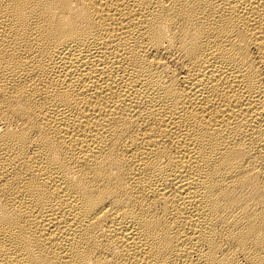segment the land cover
<instances>
[{"label":"bare ground","instance_id":"bare-ground-1","mask_svg":"<svg viewBox=\"0 0 264 264\" xmlns=\"http://www.w3.org/2000/svg\"><path fill=\"white\" fill-rule=\"evenodd\" d=\"M0 264H264V0H0Z\"/></svg>","mask_w":264,"mask_h":264}]
</instances>
